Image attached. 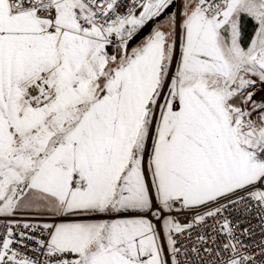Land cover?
Segmentation results:
<instances>
[{
	"label": "snow or ice",
	"instance_id": "6c2138e0",
	"mask_svg": "<svg viewBox=\"0 0 264 264\" xmlns=\"http://www.w3.org/2000/svg\"><path fill=\"white\" fill-rule=\"evenodd\" d=\"M0 264H264V0H0Z\"/></svg>",
	"mask_w": 264,
	"mask_h": 264
},
{
	"label": "trees",
	"instance_id": "16d2710c",
	"mask_svg": "<svg viewBox=\"0 0 264 264\" xmlns=\"http://www.w3.org/2000/svg\"><path fill=\"white\" fill-rule=\"evenodd\" d=\"M150 27H151V25H149V28H150ZM145 31H147V29H146ZM141 35H143V33H142Z\"/></svg>",
	"mask_w": 264,
	"mask_h": 264
}]
</instances>
